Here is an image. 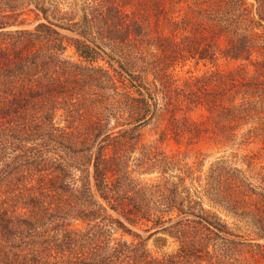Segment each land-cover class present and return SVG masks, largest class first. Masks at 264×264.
Here are the masks:
<instances>
[{"label": "trees", "instance_id": "trees-1", "mask_svg": "<svg viewBox=\"0 0 264 264\" xmlns=\"http://www.w3.org/2000/svg\"><path fill=\"white\" fill-rule=\"evenodd\" d=\"M250 1L223 0L218 5L222 32L230 36V42L222 49L221 55L241 65L247 63L249 69L254 68L253 71L258 73V64L253 59V38L248 32L253 25L255 30L264 27V15L257 13L260 16L257 22L255 13V5L258 6V12L264 8V0ZM199 2L195 0V3ZM13 12L10 8L0 9V80L14 73L17 75V71L23 79L16 91L19 97L14 96L5 112L0 107V113H4L1 118L4 121L0 124V149L11 152L16 165L14 174L7 161L0 167V264H50L55 254H68L74 258L69 263L77 264L78 258L95 249L97 244L93 239V229L77 230L67 222H55L64 210L76 208V197L87 204L88 213L77 218L85 224L91 216H95L93 220L103 219L118 232L141 240V235L133 232L128 223L148 233L166 232L181 245L177 254L167 259L133 253V261L146 259L148 264H191L190 258H186L199 254V248L195 249L193 241L188 243L180 235L184 236L185 231L193 225L192 230L204 229L222 239L234 240L237 244L254 243L253 240H235V235L221 221L189 215L177 207L173 211L169 209L167 213L151 212L126 190L128 179L124 177L121 165L135 133L141 137L140 128L154 117L167 120L163 133L167 137H198L202 134L197 122L189 120L184 114L180 118L182 103L172 97V89L159 91L156 82L151 83L143 76L132 73L121 61L86 37L63 36L52 25L45 23L40 24L35 31L11 30L18 25L13 21L16 17ZM166 13L163 9L157 12V26H160V19L165 21V25L170 23L171 19ZM103 15L106 40L124 45L132 37L145 36L141 22L119 7L108 6ZM183 23L184 27L178 29L185 34L188 32L185 20ZM33 37H39L47 43L50 39L54 46L57 42L67 43L78 58L76 70H80L83 75L88 74L89 87L82 86L77 74V87L64 86L66 92L62 96L68 106L59 112L63 111L66 126H56L51 122L46 106H42L43 103L40 105L44 98L42 87L27 88L33 70L28 65V59L35 56L37 51L35 46L22 47L20 44L25 40H33ZM159 38L164 39L162 35ZM175 46L178 48L177 57H183L185 61L213 63L218 58L211 42L195 45V41L186 36ZM65 48L62 45L60 49ZM127 54L131 59L130 53ZM102 62L107 67L102 66ZM233 74L230 72L224 77L227 84H232L222 97L228 102L216 104L208 110L211 115L215 114L220 123L213 134L217 137L223 135L226 143L233 142L231 138L241 135L250 144L261 143V150H264V112L261 111L264 106V81L238 85L233 80ZM34 82L42 83L41 79ZM191 94L202 101V89L195 87L184 92L182 102L189 103ZM32 100L38 101L35 112L30 108L34 105ZM3 102L0 100V103ZM160 102L164 106L160 107ZM104 107L109 112V120L116 122L111 128L106 127L100 115L101 121L95 113L96 109L100 113ZM56 111L55 107L53 112ZM245 128L249 129L242 135ZM41 148L54 156L46 159L50 167L44 173L36 165ZM150 164L147 163L146 167ZM210 180L213 186L209 191L217 198L226 199L224 203L227 204V211L237 217L250 219L258 231L259 239L264 240V187L254 185L256 178L226 162H219L212 169ZM111 212L119 218L113 217ZM190 216H194L192 220ZM261 248L263 254L264 245Z\"/></svg>", "mask_w": 264, "mask_h": 264}, {"label": "rangeland", "instance_id": "rangeland-1", "mask_svg": "<svg viewBox=\"0 0 264 264\" xmlns=\"http://www.w3.org/2000/svg\"><path fill=\"white\" fill-rule=\"evenodd\" d=\"M222 1L200 0L199 3H195V0H0L3 4L0 5L2 7L0 9L3 11L10 8L16 14L13 21L18 25L13 26L11 30L35 31L40 24L45 23L52 25L63 36L86 37L100 45L116 60L121 61L132 73L143 76L151 83L156 82L159 91L172 89V97L181 100L182 103L180 118L184 114L189 120L197 122L202 134L198 137L193 135L167 137L163 134L167 120L154 117L140 128L141 137L135 133L131 139L132 145L121 165L122 173L128 179L126 190L151 212L167 213L169 209L173 211L172 209L177 207L189 215L196 214L221 221L235 235V240L254 241L250 245L237 244L233 242L234 240L222 239L204 229L192 230L194 225L190 229L185 227L188 230L184 236H180L186 238L188 243L193 241L194 245L196 244L195 249L199 248V254L186 258L187 260L190 258L191 264H264V253L261 252L264 240L259 239L253 222L227 211V204L224 203L226 199L217 198L209 191L213 186L210 180L212 169L219 162H226L231 167L246 172L248 176L256 178L255 186L264 187V150H261L263 145L259 142L250 144L241 135L231 138L233 142L226 143L223 135L219 134L217 137L213 134L220 123L215 114L211 115L208 112L216 104L228 102L224 98L222 100V97L225 90L232 86L224 79L230 72H234L233 80L238 85L244 82L264 81V27L255 30L256 27L253 25L248 32L253 38L255 53L253 59L255 64H258L256 65L258 73L253 71L254 68L249 69L247 63L241 65L242 63L224 59L221 55L222 49L230 42V36H225L221 29L223 26L220 23L221 13L218 12V5H221ZM248 2L251 3L250 0ZM111 5L138 19L145 28V36L132 37L124 45L106 40L102 18L104 9ZM257 7L256 4L255 13L264 15V8L257 12ZM161 9L168 12L166 14L171 21L165 25V21L160 19V26H157L156 21H159L157 12ZM184 20L188 31L185 34L181 30L179 32V29L184 27ZM256 21H260L259 14L256 15ZM262 23L264 25V22ZM159 35L164 39L160 40ZM186 36L194 40L195 45L213 43L218 58L213 63H197L196 60L185 61L183 57H177L178 48L175 45ZM32 39L22 41L20 44L22 47L35 46L37 51L35 56L28 59V65L32 66L33 70L30 72L27 88L42 87L44 98L40 105L43 103L42 106H46V113L50 115L51 122L56 126H66V117L63 111L59 112L68 106V102L62 96L66 92L64 86L75 87L77 74L82 86L89 87L88 74L83 75L80 70H76L78 58L74 49L67 43L57 42L54 46L50 39L48 43L39 37ZM62 45L66 48L60 49ZM127 53H130L131 59ZM101 65L107 67L103 62ZM243 67L245 69H242ZM16 74L0 80V100L4 101L0 103V107L3 112L15 97H19L16 91L23 78L18 71ZM38 79H41V84L34 82ZM195 87H201L202 101L191 94L189 96L191 103L182 102L184 92H189ZM32 102L34 105L30 108L35 112L38 101ZM162 106L164 104L160 102V107ZM55 107L56 113L53 112ZM261 111L264 112V106ZM95 113L100 121L102 118L101 122L106 127L111 128L115 125V120H109L106 108L100 113L96 109ZM3 114L0 113V119ZM3 121L4 119H1L0 124ZM248 129H243L241 134H245ZM47 151L41 148L38 152L36 165L43 173L50 167L46 159L54 157ZM0 155V167L7 161L9 169L14 174L16 168L14 156L11 152L1 149ZM147 163L151 164L146 167ZM73 173L78 174L76 171ZM74 200L76 208L64 210L55 222L60 224L67 222L77 230L93 229V239L97 244L95 249L78 258L77 264H148L146 259L131 260L134 257L133 253L139 255L146 253L153 258L167 259L176 255L181 246L178 240L166 232L148 233L128 223L133 232L141 235V240L118 232L113 225L103 219L93 220L95 216H91L85 224L77 218L88 213L87 204L78 197ZM178 213L180 214L179 211ZM110 214L119 218L113 212ZM193 217L190 216L189 219L192 220ZM52 257L50 264H70L69 262L74 260L68 254L61 256L55 254Z\"/></svg>", "mask_w": 264, "mask_h": 264}]
</instances>
